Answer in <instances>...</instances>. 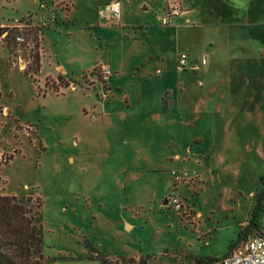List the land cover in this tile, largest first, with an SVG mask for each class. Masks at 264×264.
Segmentation results:
<instances>
[{
  "label": "rangeland",
  "instance_id": "1",
  "mask_svg": "<svg viewBox=\"0 0 264 264\" xmlns=\"http://www.w3.org/2000/svg\"><path fill=\"white\" fill-rule=\"evenodd\" d=\"M113 1L0 0L3 26L44 27L32 76L23 68L33 41L10 61L0 36V194L42 200L45 264H102L85 242L110 264L221 258L252 233L244 227L263 191L264 107L209 101L214 76L186 88L177 54L198 61L204 44L229 33L212 29L218 16L206 0L198 10L209 24L188 32L172 26L176 17L161 23L164 0H118L109 22L102 13ZM242 20H264V0ZM259 204L256 220L264 195Z\"/></svg>",
  "mask_w": 264,
  "mask_h": 264
},
{
  "label": "crops",
  "instance_id": "2",
  "mask_svg": "<svg viewBox=\"0 0 264 264\" xmlns=\"http://www.w3.org/2000/svg\"><path fill=\"white\" fill-rule=\"evenodd\" d=\"M164 1L167 5L168 0ZM206 2L218 16L212 22V29L216 30L215 33L220 30L229 33L224 35V40L210 41L203 45L202 52L194 54L198 59V68L182 71L189 75L186 77L188 80L186 88L195 85L196 88L202 89L215 77L214 80L217 82L215 90L211 94L206 92L209 101L215 103L216 97L225 95L228 96L225 101L233 108L254 104L262 109L264 107V40L260 38L258 29L260 30L264 25V20H242V16L249 15L262 0H206ZM180 6L181 13L174 18L176 24L172 25L177 27L176 29L181 26V31L188 32L189 29L206 27L209 24L204 21L201 11L198 10L199 0H180ZM142 7L146 8V3ZM242 26L252 27L238 31ZM253 30L257 34H252ZM191 50L197 51L196 45L193 44ZM202 58L206 60L205 64H200ZM41 66L40 55V69ZM220 69L221 73L215 74ZM108 80L101 87L108 86ZM221 82L225 84L222 85Z\"/></svg>",
  "mask_w": 264,
  "mask_h": 264
},
{
  "label": "trees",
  "instance_id": "3",
  "mask_svg": "<svg viewBox=\"0 0 264 264\" xmlns=\"http://www.w3.org/2000/svg\"><path fill=\"white\" fill-rule=\"evenodd\" d=\"M23 18L20 20L22 21ZM44 28L31 26L26 22L24 26H2L0 25L1 43L10 49V61L17 55L16 47L25 43L27 38L33 41L30 52V61L25 65L23 71L32 76L40 70V55L38 51L39 31ZM23 35L24 41L19 44L17 36ZM61 83L62 78L59 77ZM65 85L68 83L65 82ZM41 149V147H40ZM43 149V148H42ZM264 171L258 183L262 184L263 191L258 195L254 193V205L249 212L245 230L255 232L259 227L256 220L260 209V201L264 195ZM42 200L39 196L28 195L24 199L14 194H0V264H45L43 253V232L41 219ZM251 233V234H252ZM87 248L95 253L94 257L99 259L102 264H110L111 259L100 251L96 250L89 242H85ZM233 243L230 244L231 248ZM229 253H226L227 255ZM224 255V256H225ZM149 257L135 259L130 257L132 263L146 264ZM218 258L196 257L195 264H210Z\"/></svg>",
  "mask_w": 264,
  "mask_h": 264
},
{
  "label": "built area",
  "instance_id": "4",
  "mask_svg": "<svg viewBox=\"0 0 264 264\" xmlns=\"http://www.w3.org/2000/svg\"><path fill=\"white\" fill-rule=\"evenodd\" d=\"M181 13L180 0H168L166 6V14L161 19L163 25L172 24V19L179 16ZM120 14V3L114 0L103 11V15L107 21L117 22ZM16 40L19 44L24 41L23 35L17 36ZM206 60L202 58L200 64H205ZM176 66L180 71L196 70L198 68V61H190L188 55L180 52L177 55ZM111 70H101L102 79L104 81L109 79ZM175 201V200H174ZM210 264H264V216L259 221L258 229L249 235L245 243L231 251L229 254L218 258Z\"/></svg>",
  "mask_w": 264,
  "mask_h": 264
},
{
  "label": "water",
  "instance_id": "5",
  "mask_svg": "<svg viewBox=\"0 0 264 264\" xmlns=\"http://www.w3.org/2000/svg\"><path fill=\"white\" fill-rule=\"evenodd\" d=\"M106 89H107V87H106V86H105V87H103V91H104V92L106 91ZM166 202H167V199H165L163 203H166Z\"/></svg>",
  "mask_w": 264,
  "mask_h": 264
}]
</instances>
